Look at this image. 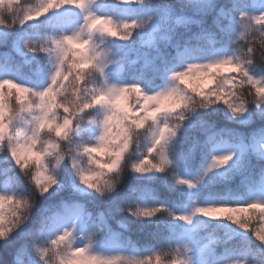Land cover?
Masks as SVG:
<instances>
[{"label":"clouds","instance_id":"1","mask_svg":"<svg viewBox=\"0 0 264 264\" xmlns=\"http://www.w3.org/2000/svg\"><path fill=\"white\" fill-rule=\"evenodd\" d=\"M66 3L0 0V264H136L139 213L156 207L161 188L198 198L205 168L224 158L210 138L247 135L230 127L244 119L235 105L262 110L264 94L243 72L235 86L226 74L200 82L225 56L264 80V0ZM69 39L86 45L89 69L61 77L53 103L38 70H59V57L68 72ZM197 154L206 163L193 171ZM239 175L233 190L264 178V162ZM252 211L240 221L247 232L206 217L217 243L197 264L245 246L227 264H264V206Z\"/></svg>","mask_w":264,"mask_h":264},{"label":"snow or ice","instance_id":"2","mask_svg":"<svg viewBox=\"0 0 264 264\" xmlns=\"http://www.w3.org/2000/svg\"><path fill=\"white\" fill-rule=\"evenodd\" d=\"M73 2L74 0H68V3L63 6L70 7ZM59 7L60 5H57V8ZM51 8L52 5H49V9ZM67 46L68 52L65 53V57L69 53L71 55V58L67 60L68 72L64 71L63 60L59 57H57V62L61 65L59 70H53L51 73L43 67L38 70L39 75L52 85L45 96L53 103L58 99L57 87L61 83V77L64 78L66 84L73 76L82 79L83 74L89 69L87 60L81 58L86 45L69 39ZM45 52L47 49L41 52V56ZM28 62L31 60L29 59ZM49 63H53L51 57H49ZM241 72L248 79V86L257 90L258 96L264 94V80L257 79L256 74L228 56L211 64L208 67L206 79L200 83L206 86L213 79L212 74H226L230 85L235 86ZM231 77H237V79H231ZM216 100L220 101L221 97L217 96ZM225 102L230 107L232 106L227 98ZM235 107L244 114V119L239 124L230 127L234 132H244L247 135L234 141L223 137L210 138L212 151L222 153L224 158L218 159L211 170L205 168L208 185L201 189L198 198L179 187L171 190L161 188L156 207L139 213L143 219L134 227L142 230L143 241L140 244H130L131 256L136 264H169V257H171L170 264H197L195 257L202 258L207 252L213 251L217 243L216 237L208 233L207 225L202 223L206 217H227L242 232H247L249 225L241 224V217L246 219L250 215L254 216L255 212L252 209L260 211V208L264 206V178L247 181L242 190L237 191L229 187L240 180L239 173L244 168L255 164L257 159L264 162V152L256 151L258 147L264 146V104L258 101L256 107L262 109L259 112L255 109H246L243 103ZM208 119H215V117L209 116ZM254 151H256L255 156L252 155ZM204 163L206 161L197 154L191 161L192 170L195 171ZM159 183L160 181H157V184ZM214 185L220 190L217 191ZM248 251L246 246L234 249L225 248L221 256L217 258L216 264H227L230 256L237 253L246 255Z\"/></svg>","mask_w":264,"mask_h":264}]
</instances>
